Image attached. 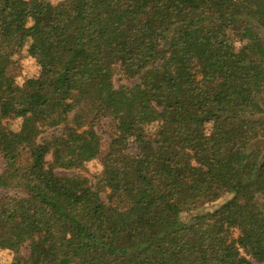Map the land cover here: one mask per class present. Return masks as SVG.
<instances>
[{
	"label": "trees",
	"instance_id": "1",
	"mask_svg": "<svg viewBox=\"0 0 264 264\" xmlns=\"http://www.w3.org/2000/svg\"><path fill=\"white\" fill-rule=\"evenodd\" d=\"M261 28L264 0H0L8 264H264ZM23 48L53 81L16 82ZM105 119L96 183L60 174Z\"/></svg>",
	"mask_w": 264,
	"mask_h": 264
},
{
	"label": "rangeland",
	"instance_id": "2",
	"mask_svg": "<svg viewBox=\"0 0 264 264\" xmlns=\"http://www.w3.org/2000/svg\"><path fill=\"white\" fill-rule=\"evenodd\" d=\"M8 15L16 17V18H23L22 13V6L20 2H15L12 4L11 8L7 11ZM260 33L262 37L264 38V28L260 29ZM8 73L16 80L18 83H23L26 79L32 78V77H39L46 81H53L55 79L54 72L48 70V69H41L40 66L37 64L35 59L31 57L26 48H23L21 51L17 52L13 56V62L8 68ZM127 80H119L116 79L115 83L116 85H119L121 83H127ZM136 80H130L128 83L134 84ZM264 118V114L262 115ZM8 122L7 124L11 128H16L19 125V120L17 119H8L6 120ZM110 123L107 119L103 120L100 125L97 126V130L99 134L102 136V149L99 156L86 164V168L84 170L79 169H72V170H59L60 174H83L90 178L91 182L93 184L96 183V177L98 174L102 171L103 165H102V158L104 156V153L108 150V145L110 142ZM55 130H52V132ZM1 162V159H0ZM103 198H105V194H103ZM260 202L264 205V196L259 197ZM237 235V231L235 232ZM22 252L24 255L29 254L28 247H24L22 249ZM13 254L8 249H0V264H8L12 261Z\"/></svg>",
	"mask_w": 264,
	"mask_h": 264
}]
</instances>
